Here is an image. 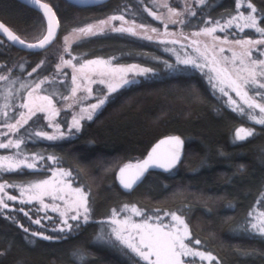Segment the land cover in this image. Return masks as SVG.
<instances>
[{
  "label": "trees",
  "instance_id": "obj_1",
  "mask_svg": "<svg viewBox=\"0 0 264 264\" xmlns=\"http://www.w3.org/2000/svg\"><path fill=\"white\" fill-rule=\"evenodd\" d=\"M45 1L58 17V36L37 51L20 49L0 36V76H26L37 65L41 67L31 76L55 74L62 34L114 16L124 19L115 20L102 33L93 31L99 34L71 42L68 53L137 62L156 69L157 74L117 90L73 136L48 140L34 134L25 140L28 150L53 154L57 164L86 189L90 219L71 232L49 234L33 224L28 206L9 201L7 209L0 206V264H144L115 241L97 240L102 233L100 221L122 203L177 211L187 220L193 240H200V246L214 254V264H264V236L237 230L264 190V125L233 111L202 72H168L162 66L163 43L124 24L160 27L161 22L150 14L153 0H106L92 6ZM249 1L264 27V0ZM234 6L235 0H206L188 21L221 19ZM0 19L26 40L44 32L42 14L18 0H0ZM116 29H132L136 34ZM43 126L36 115L25 128L32 133ZM245 126L253 134L243 140L234 138L236 130ZM166 133L183 138L181 160L170 171L149 169L130 190L121 188L116 170L139 161L152 142ZM41 175L38 169L0 171V184ZM2 196L8 197L5 192ZM42 231L47 234L32 235Z\"/></svg>",
  "mask_w": 264,
  "mask_h": 264
},
{
  "label": "rangeland",
  "instance_id": "obj_2",
  "mask_svg": "<svg viewBox=\"0 0 264 264\" xmlns=\"http://www.w3.org/2000/svg\"><path fill=\"white\" fill-rule=\"evenodd\" d=\"M205 1L206 0H204V2ZM238 4L240 5L239 8L237 7ZM165 5H167V7H165ZM200 5H202L200 0H153V9L151 13H155V18L158 17L156 19L161 22L160 27H141L136 24H129L128 22H124V24L130 25L134 31L145 37L151 36L152 39H156L163 43V45H161V50L163 52V67H166L165 62H167V64L176 65L178 57L180 60L191 58L196 60L197 63L205 65L203 68H193L191 66L185 68L183 65H180V67L184 69L182 71L196 69L202 72L211 84L213 90L222 95L228 105L234 107L228 97L221 93L220 89L224 88L229 96H231L232 100H235L237 104L245 108L247 118L252 123H256L249 118V115H254L257 119H260L262 117L259 110H249L246 105H243L241 97L237 96L229 85L230 78L236 79L237 71L239 69L250 68L252 60H264V43L244 45H238L235 43L236 40L264 41V32H258L256 29L252 28L239 31V29L235 27V25L243 27L245 19L251 15L256 19V28L264 29V27L259 24V13L249 0H235L234 9L227 16L221 19L204 17L198 23H189L188 19L195 16L192 13L196 14V10ZM248 5H251L252 7L249 8ZM253 8L255 9V12L252 11ZM169 9H174L175 12H170ZM241 15L243 18L232 21L234 27L226 28L224 32L219 31V27H224L225 23L232 17ZM171 20H175L177 23L172 24L170 22ZM181 20H183L186 25L189 23L191 25L190 28L188 25L186 28L183 27L184 23H179ZM100 21H106V23L101 25ZM100 21H94L84 27L72 28L60 36L57 43L58 56L55 65V74L38 79L30 75H24L22 77L7 76L6 80H0V143H7L11 140L14 144L17 139L23 138V143L19 149H16L15 147L11 149H1L0 158L7 156L13 163L18 160L26 159L29 163H36V169L42 172L40 177L28 181L2 183L5 184V190L3 192H5V196H8V193L16 196L17 200L13 201L15 204H18L19 206H28L33 215L32 222L37 219L41 221L39 225L35 222L33 224L37 225V228L47 230L49 234L51 232L54 234L65 233L66 231H59L61 227H64L62 221L65 219H68V222L73 226L77 223V221L70 219V216L75 214L76 202L80 195L76 193L74 189H81V194L86 195V197L87 191L80 183H77L72 179V174L67 176L61 173V169H63L64 173H69L70 171L58 165L53 154H46L37 150H28L24 146L25 140L28 137H33L34 134L38 132L55 135L58 138L71 137L76 131H78L76 129H73L71 132L69 131V126L73 122V117L79 119L81 125L84 120H87L86 118L81 119V117H86L91 104L97 103L99 99H105L106 103L117 90L128 86L123 85V80L134 78L138 81L141 78L157 74L155 72L156 69L137 62L117 63L110 56L85 58L80 54L68 53L67 47L69 44L81 36H84L78 31L79 29L87 28L91 25L92 31L100 30L101 27L105 30L112 27L113 24L117 22L115 20H110L109 17ZM216 22H219V26ZM205 28H217V31L209 34L203 31ZM152 29H156V31L154 32ZM225 37H227V39H225ZM220 49H224V51L221 52ZM246 50L252 52L251 57L244 55ZM66 60H72V64L65 65L64 61ZM241 60L244 61L243 64L240 63ZM88 61H95L97 63L89 64L87 63ZM130 66H136L135 71H139L143 68L152 69L154 74H149L147 76H134L132 72L122 71L128 69ZM224 68L228 69L230 77L223 72H220L218 75L217 71H214V69L218 70ZM19 69L21 70L22 68L20 67ZM166 70L170 73L176 72L174 70H169L167 67ZM259 70V67H257V71ZM240 75L246 76L247 73L241 72ZM73 76L76 77L75 81L72 79ZM257 79L260 83H264V77L258 76ZM42 81H47V83H41ZM100 81H103V83H100ZM38 84L40 85L39 88H37ZM118 85L119 87H117ZM109 86L116 88V91L109 94ZM73 88L77 89L75 94L72 92ZM89 88L92 90L91 93L86 91ZM248 91L249 97L256 99L255 94L250 89ZM29 92H31V96H29ZM43 96H49L52 100V104L49 105L47 101L40 99ZM25 102H27L29 107L33 110L39 106H43L46 109V111L37 114V116L41 117L44 126L42 129L34 128L35 130L32 131V133H27L25 125L23 128L19 129V132H12L8 129L7 125L15 124L16 120L20 119L21 113L24 114V119H27L30 115L28 109L19 107ZM257 102L264 104V100H258ZM102 106L92 113V117ZM81 109H85L86 111L82 112ZM5 113H7V116ZM13 113H15V116H13ZM21 123H23L22 120ZM57 125H59V127H57ZM17 127L19 128V125ZM241 128L250 130L248 126ZM3 133H7V136L3 135ZM61 133H63V136H61ZM241 135H245V133H241ZM234 138H236V132ZM34 157L35 159H33ZM40 157H43L44 159L40 160ZM48 157H53L54 159L49 160L47 159ZM0 163H5L6 166L7 162L0 161ZM44 180L49 181L50 187L48 188V191L51 192V195L43 196L42 200H31V196L36 191L32 189L31 186L39 184ZM21 188L25 189L23 194L20 192ZM3 192H0V194L3 195ZM2 195H0V200L8 203L9 200ZM60 196H63L64 199H59ZM29 200H31V202H27ZM45 205L48 207L46 208ZM125 206L128 207L125 208ZM132 206H135L142 213L146 214L147 217H152L153 221H155L157 216L162 217L163 222L166 225L174 223L171 220V213L176 212L178 215H181L177 211L160 207L146 208L137 203H122L117 207H113L109 214L101 220L102 222L100 221V232L102 233L97 240H113L120 246L125 247L116 240L112 229L114 227L126 228L127 231L123 233L125 237L129 234L136 236V230L132 229L131 225L134 223H142L145 217L134 215L131 211ZM54 207L57 208L56 211L52 210ZM114 210L117 213L115 216H113ZM80 211L82 212V209ZM249 212H252L254 217H260V213L264 212V190L248 209L245 218L238 224L237 230L250 231L246 230L249 225ZM61 213L64 215H61ZM165 213H168L169 215L166 216ZM260 218L264 219V217ZM113 219L119 221L127 219L128 224L125 225L121 223L119 225H114L111 223ZM184 222L187 224L188 231L191 234L190 227L185 218ZM39 233L42 235L47 234L43 231ZM191 240L193 242L195 241L193 240V235H191ZM132 242L137 243L138 237ZM190 246L195 247L196 250L203 251L206 254L211 253L214 259L202 260L197 258L192 261L186 260L185 264H214L215 256L211 251L204 249L200 245L196 246L194 243ZM127 252L132 254L135 258L140 259L141 262L143 261L144 264H148V262L137 256L130 249H128Z\"/></svg>",
  "mask_w": 264,
  "mask_h": 264
},
{
  "label": "snow or ice",
  "instance_id": "obj_3",
  "mask_svg": "<svg viewBox=\"0 0 264 264\" xmlns=\"http://www.w3.org/2000/svg\"><path fill=\"white\" fill-rule=\"evenodd\" d=\"M30 4H34L41 8L44 12L45 17L47 18V34L43 36V39L39 40L38 43H31L26 44L23 39H20L18 36L13 35L6 27H4L2 24H0V31H2L3 34H6L8 39L11 42L18 43L22 46H24L27 49H43L46 45H48L55 37V27L58 26V21L56 22V25H54L53 21L55 19V13L51 11V8L48 4H41V0H29ZM200 3L203 4L204 0H200ZM239 4L237 7L239 8ZM167 7V5H165ZM249 8H251V5H248ZM170 12H175L174 9H169ZM253 12H255V9H252ZM155 17V13H151ZM195 15V13H192ZM158 18V17H156ZM243 18L241 16L232 17L230 20H228L225 23L224 27H219V31L224 32L226 28L234 27L232 21L239 20ZM110 20H123V16L119 17H110ZM172 24H176L177 21L171 20ZM106 21H100L101 25H104ZM179 23H184L183 20L179 21ZM219 26V22H216ZM141 27H144L141 25ZM167 27V26H165ZM239 29V31H244V29L252 28L256 29L258 32H264V29H257L256 28V19L254 16L249 15L245 19V22L243 24V27H239V25H235ZM103 28L101 27L100 32H103ZM117 31H127L131 32L132 34H136L133 32L132 29H116ZM80 33H82L84 36L88 35H97L99 33L92 31V26H88L87 28H81L78 30ZM152 31H156V29H152ZM206 33H213L217 31V28H205L203 30ZM147 39L151 40L152 37L148 36ZM218 39V37H217ZM227 39V37H225ZM236 44L238 45H244V44H262L264 41H250V40H236ZM198 51V49H197ZM221 52L224 51V49H220ZM244 55L251 57L252 52L251 51H245ZM75 59V58H73ZM87 63H97L95 61H88ZM241 64L244 63L243 60L240 61ZM43 64V62H41ZM65 65H71L72 60H66L64 61ZM166 67L169 70L174 71H182L180 65H183L186 67L191 66L193 68H203L205 65H201L196 62V60L191 58H186L183 60H180L179 57L177 58V64H167L165 62ZM41 67V65H37V68ZM83 67V66H82ZM257 67H259V71H257ZM37 68L32 69V73H35L37 71ZM136 66H130L126 70L127 72H132L134 76H147L149 74H154L152 69L143 68L139 71H135ZM214 71H217L218 75L220 72L225 73L226 75H229L227 68L224 69H214ZM241 72H246L247 75H240ZM32 73H29L31 76ZM264 77V60H252L251 61V67L250 68H242L237 71V77L236 79L230 78V87L232 91L236 93L237 96L241 97L243 101V105H246L249 110H255L258 109L259 113L261 114L260 119H257L254 115H249V118L252 119L254 122L259 123L261 125H264V104H261L257 102L258 100H264V83H260V81L257 79V77ZM6 76H0V80H6ZM73 81H75L76 77H72ZM137 81L133 79H125L123 80V85H130L133 83H136ZM41 83H47V81H42ZM100 83H103V81H100ZM40 85H37V88H39ZM119 87V85L117 86ZM251 90L254 94L256 99H253L249 97V91ZM77 91L76 88L72 89L73 94ZM89 93H91V89H87ZM116 91V88H113L109 86L108 92L109 94L111 92ZM221 93L228 97L231 104L234 106L233 111L239 112L241 115L245 114V108L239 104L235 100H232L231 96H229L228 92L225 91L224 88L220 89ZM29 96H31V92H29ZM40 99L47 101L49 105L52 104V100L49 96H43ZM105 103V99H99L97 103H93L89 106L90 110L88 111V114L86 117H81V119H92V113H94L100 106H102ZM19 107H23L25 109H28V112L30 115L27 119H24V114H20V119L16 120L15 124H9L7 125L8 129L12 132H19L20 128H23L24 125L28 123V120H30L33 116H36L38 113H42L46 111V109L43 106L37 107L35 110H33L31 107H29V104L27 102L23 103ZM82 112L86 111L85 109H81ZM7 116V113H5ZM13 116H15V113H13ZM21 120L23 123H21ZM19 125V128L17 127ZM59 127V125H57ZM80 128V120L73 117V122L69 126V131L71 132L73 129L78 130ZM241 133H245V135H241ZM253 133L250 130L244 129V128H238L236 130V139L237 140H243L246 139L247 136H251ZM3 135L7 136V133H3ZM35 135L40 136L41 138H46L48 140H56L58 137L55 135H48L44 132H38L35 133ZM61 136H63V133H61ZM23 143V138L17 139L15 143L11 140H9L7 143H0V149H11L15 147L16 149H19L21 147V144ZM162 145H168V150L161 152L160 148ZM183 145V141L179 136L174 137H168L165 140H161L159 144H157L152 151L148 154V157L144 159L142 162H138L136 164H128L125 165L120 169V175H121V184L125 189H132L135 184L141 181V179L144 177L145 173L152 167H159L165 171H170L173 169V167L176 165L177 161L180 157V150ZM19 154V153H18ZM17 154V155H18ZM35 159V157L33 158ZM43 157H40V160H43ZM47 159L52 160L53 157H48ZM0 161L7 162L6 166L5 163H0V171L4 172H12V171H20L22 168L32 169L35 170L37 167L36 163H29L26 159L18 160L16 162H11L10 158L5 156L0 158ZM62 174L70 176L71 173H64L63 169L60 170ZM50 187L49 181L44 180L41 181L39 184L32 185L31 188L36 190L34 194L31 196V200H42L43 196L51 195V192L48 191V188ZM5 190V184H0V192H3ZM58 190V189H54ZM25 189L21 188L20 192L23 194ZM74 191L78 194V200L76 202V208H75V214L70 216V219L73 221H77V224L73 226L68 222V219H65L62 221V224L64 227H61L59 231H68L71 232L74 227L78 228L80 226V222L87 223L89 220V213L90 209L88 207V201L87 197L82 193V190L77 188L74 189ZM59 199L63 200L64 197L60 196ZM7 200L9 201H15L17 200L16 196L9 195L7 197ZM31 200L27 202H31ZM0 206L2 208L7 209L9 207V204L4 202L3 200H0ZM47 208L48 206L45 205ZM128 206H125L127 208ZM82 209V212L80 211ZM53 211H56L57 208H53ZM131 211L136 216H144V220L142 223H134L131 225V228L136 230V236H132L129 234L127 237L123 235L125 231H127L126 228H118L114 227L112 229L113 234L115 235V238L117 241H119L121 244H123L126 248L130 249L133 253H135L137 256L142 258L144 261L148 262V264H185V261H192L197 258L199 259H214L212 257L211 253H205L203 251L196 250L195 247H192L194 245L198 246L200 245V240H195L194 242L191 240V234L188 231V226L184 222V218L182 215H178L176 212H173L170 214L171 220L174 222L171 225H166L163 222V218L160 216H157L155 218V221H153L152 217H147L146 214L142 213L139 209H137L135 206H132ZM61 215H64L61 213ZM117 215L115 210L113 211V216ZM165 215H169L168 213H165ZM249 217V225L246 230L252 231L254 234L262 235L264 236V219H261L260 217H264V212L260 213V217H254L252 212L248 213ZM36 224H40L41 221L39 219L34 221ZM114 225H119L121 223L127 225L128 220L125 219L124 221H119L116 219H113L111 221ZM22 227V226H21ZM25 232L28 231V229H24ZM32 235H41V233H32ZM138 237V242L133 243L132 241L136 240ZM44 239H49V237L43 236ZM187 241V242H186Z\"/></svg>",
  "mask_w": 264,
  "mask_h": 264
},
{
  "label": "water",
  "instance_id": "obj_4",
  "mask_svg": "<svg viewBox=\"0 0 264 264\" xmlns=\"http://www.w3.org/2000/svg\"><path fill=\"white\" fill-rule=\"evenodd\" d=\"M18 1H20V2H22V3H24V4H26V5H28V6L32 7V8H34V9H36L37 11H39V12L42 14L43 19H44V23H45V29H44L43 34H42L39 38H37V39H35V40H26V39L22 38L21 36H19V35L13 30V29H11L7 24H5L1 19H0V24H2L4 27H6V28H7V29H8L13 35L18 36L20 39H23V40L25 41L26 44L38 43V41L41 40V39H43V36L47 34V18L45 17L43 10H42L41 8H39L38 6L34 5V4H30V3H29V0H18ZM67 1L70 2V3L76 4V5H79V6H92V5L100 4V3H102V2H104V1H106V0H67ZM41 4H48L49 7L51 8V11L55 13L53 7H52L51 4L48 3L47 1H45V0H41ZM57 21H58V17H57V15H56V13H55V19H54V21H53L54 25H56V22H57ZM54 30H55V37H54V39H53L48 45H46L44 48L48 47V46H49V45H50V44L56 39V37L58 36V34H59V21H58V26H56ZM0 36H2L5 40H7V41H8L9 43H11L13 46H16V47H18V48H20V49L30 50V51L41 50V49H27V48H25L24 46H22V45H20V44H18V43L11 42V41L8 39L7 35H6V34H3L2 31H0ZM44 48H43V49H44ZM174 136H179V137L181 138V140L183 141V145H182L181 150H180V157H179V160L177 161V163H178V162L181 160L182 155H183V150H184V140H183V138H182L178 133H166V134L161 135V136L158 137L155 141L152 142V144L149 146V148L147 149V151L145 152V154L143 155V157H142L139 161L134 162V163H131V164L134 165V164H136V163H138V162H142L144 159H146V158L148 157V154L152 151V149H153L157 144H159V142H160L161 140H165V139H167L168 137H174ZM167 150H168V145H162L161 148H160V151H161V152H164V151H167ZM177 163H176V164H177ZM125 165H128V164H125ZM125 165L120 166V167L116 170V172H115V178H116V181H117L118 185H119L121 188H123V189H125V188L123 187V185H122L121 182H120V181H121L120 169H121L122 167H124ZM150 169H160V170H163V169H161V168H159V167H152V168H150Z\"/></svg>",
  "mask_w": 264,
  "mask_h": 264
},
{
  "label": "flooded vegetation",
  "instance_id": "obj_5",
  "mask_svg": "<svg viewBox=\"0 0 264 264\" xmlns=\"http://www.w3.org/2000/svg\"><path fill=\"white\" fill-rule=\"evenodd\" d=\"M140 260V259H139ZM143 262V261H142Z\"/></svg>",
  "mask_w": 264,
  "mask_h": 264
}]
</instances>
